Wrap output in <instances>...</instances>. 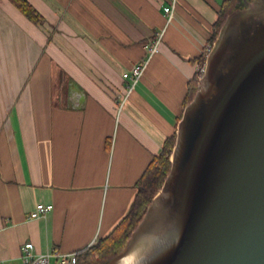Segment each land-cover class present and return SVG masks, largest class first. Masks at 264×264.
Masks as SVG:
<instances>
[{"label": "crops", "instance_id": "crops-1", "mask_svg": "<svg viewBox=\"0 0 264 264\" xmlns=\"http://www.w3.org/2000/svg\"><path fill=\"white\" fill-rule=\"evenodd\" d=\"M34 25L0 0V264L84 250L128 213L136 183L176 133L193 62L224 0H27ZM158 53L119 109L122 78ZM38 204L51 205L29 219Z\"/></svg>", "mask_w": 264, "mask_h": 264}, {"label": "water", "instance_id": "water-1", "mask_svg": "<svg viewBox=\"0 0 264 264\" xmlns=\"http://www.w3.org/2000/svg\"><path fill=\"white\" fill-rule=\"evenodd\" d=\"M197 85L170 172L110 264H264V0L227 16Z\"/></svg>", "mask_w": 264, "mask_h": 264}, {"label": "trees", "instance_id": "trees-1", "mask_svg": "<svg viewBox=\"0 0 264 264\" xmlns=\"http://www.w3.org/2000/svg\"><path fill=\"white\" fill-rule=\"evenodd\" d=\"M8 1L34 25H44V18L27 0ZM248 1L250 0H224L221 3L217 19L213 24L212 35L208 40V45H206L204 52L193 60L198 70L194 78L187 84V92L183 101L184 108L192 101L198 90L197 79L202 75L205 60L209 54L206 48H212L227 16L234 10L244 8ZM175 139L176 133L164 141L160 154L151 160L141 178L137 181V192L125 217L107 237L97 240L84 250L77 251L76 264H110L123 252L128 239L141 222L153 197L161 189L170 172V159L175 145Z\"/></svg>", "mask_w": 264, "mask_h": 264}, {"label": "built area", "instance_id": "built-area-1", "mask_svg": "<svg viewBox=\"0 0 264 264\" xmlns=\"http://www.w3.org/2000/svg\"><path fill=\"white\" fill-rule=\"evenodd\" d=\"M163 15L165 18V28L171 23L174 18L175 10L177 6L178 0H163ZM165 28L156 34H154L153 39L146 45L147 56L141 62L133 65L127 72L122 75V78L128 81V84L125 89V94L120 96L119 100V109L124 105L127 97L133 91L135 85L142 77L148 61L150 58L158 53L159 47L161 44V40L164 34ZM211 48L207 47L206 51L209 53ZM204 69V67H203ZM203 72V70H202ZM52 209L51 205H43L38 204L36 209L30 214L29 219H38L43 217L46 213H48ZM23 257L26 259L27 264H76L77 261V253H60L57 251L48 252L45 254H37L34 251V247L32 243H26L23 246Z\"/></svg>", "mask_w": 264, "mask_h": 264}, {"label": "bare ground", "instance_id": "bare-ground-1", "mask_svg": "<svg viewBox=\"0 0 264 264\" xmlns=\"http://www.w3.org/2000/svg\"><path fill=\"white\" fill-rule=\"evenodd\" d=\"M129 257H125L121 260V264H128Z\"/></svg>", "mask_w": 264, "mask_h": 264}]
</instances>
